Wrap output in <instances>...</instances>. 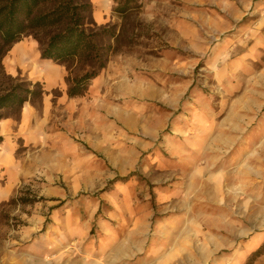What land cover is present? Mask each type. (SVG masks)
Listing matches in <instances>:
<instances>
[{
	"label": "rangeland",
	"instance_id": "obj_1",
	"mask_svg": "<svg viewBox=\"0 0 264 264\" xmlns=\"http://www.w3.org/2000/svg\"><path fill=\"white\" fill-rule=\"evenodd\" d=\"M89 2L87 27L114 35L97 38L109 58L84 95L66 83L83 64L39 57L65 71L51 84L10 74V49L0 61L44 83L22 109L47 135L17 140L0 251L70 221L82 264H264V0H127L123 15L118 0Z\"/></svg>",
	"mask_w": 264,
	"mask_h": 264
},
{
	"label": "trees",
	"instance_id": "obj_2",
	"mask_svg": "<svg viewBox=\"0 0 264 264\" xmlns=\"http://www.w3.org/2000/svg\"><path fill=\"white\" fill-rule=\"evenodd\" d=\"M130 9L127 0H118L115 8L122 15ZM90 11L89 0H0V61L21 36L34 34L39 42L41 60L62 65L76 62L85 66L80 74L66 78L69 97L84 95L89 81L105 67L109 58L110 46H101L97 38L114 35L109 27L89 29L83 13ZM40 30L49 31L45 40L35 36ZM0 76L5 78L0 86V120L18 116L26 102H40L46 91L43 82L6 75L2 64Z\"/></svg>",
	"mask_w": 264,
	"mask_h": 264
},
{
	"label": "crops",
	"instance_id": "obj_3",
	"mask_svg": "<svg viewBox=\"0 0 264 264\" xmlns=\"http://www.w3.org/2000/svg\"><path fill=\"white\" fill-rule=\"evenodd\" d=\"M8 64L6 68L10 74L17 73L19 70L26 69L36 77L45 76L49 83L59 84V81L65 76L62 66L55 64H36L40 57V50L33 40H20L16 42L9 50ZM46 63L47 60H44ZM29 64H25V63ZM35 63V64H34ZM41 67H48L42 69ZM31 113V114H30ZM35 109H22L19 120L6 118L0 120V177L6 175L9 184L0 185V201L8 196L13 184L18 180L20 162L16 159L15 149L17 140L20 138L25 143L44 144L47 135L44 130V123L33 124L29 121L30 117L35 116ZM26 170V169H24ZM50 229H61L57 234L59 237H53L48 233L35 237L25 247L17 248L21 240L19 238L9 239L8 244L14 246L12 249L0 251V264H82L80 260H72L71 253L74 251L72 243L80 245V238L74 239L77 234L76 224L70 221L53 222ZM48 234V235H47ZM73 237V238H72ZM84 248V247H83ZM88 254L92 253L93 246L84 248ZM117 250H119L117 248Z\"/></svg>",
	"mask_w": 264,
	"mask_h": 264
}]
</instances>
